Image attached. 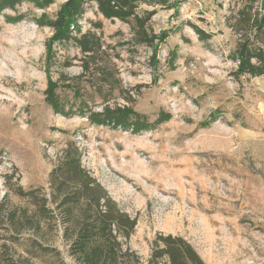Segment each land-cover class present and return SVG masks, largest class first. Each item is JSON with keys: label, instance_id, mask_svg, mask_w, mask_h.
Wrapping results in <instances>:
<instances>
[{"label": "rangeland", "instance_id": "374dc122", "mask_svg": "<svg viewBox=\"0 0 264 264\" xmlns=\"http://www.w3.org/2000/svg\"><path fill=\"white\" fill-rule=\"evenodd\" d=\"M161 1L0 13V264H226L259 243L260 1ZM116 109L146 124L95 121Z\"/></svg>", "mask_w": 264, "mask_h": 264}, {"label": "trees", "instance_id": "16d2710c", "mask_svg": "<svg viewBox=\"0 0 264 264\" xmlns=\"http://www.w3.org/2000/svg\"><path fill=\"white\" fill-rule=\"evenodd\" d=\"M22 0H0V13L7 7H12L15 3L17 2H21ZM32 1V0H31ZM74 2L75 6H79L81 4V0H72ZM100 1V0H99ZM124 2V0H122ZM126 4H130L132 0H125ZM158 2H162L161 0H155ZM260 1V6L262 9V14H260L259 18L256 20V22H254L255 20H253L254 24L253 27L255 28V32H261L264 29V0H246V3L244 6H246L245 8H243V15H246V8L251 7V5L255 2ZM65 8V6H64ZM249 13V12H248ZM247 13V15H248ZM62 16L66 19L65 24L67 23V26L62 29H58V31L56 32L59 34H63L64 31L68 32V26L69 24H71V18L69 17V19L66 17V10L63 9L62 11ZM63 18V19H64ZM62 19V18H61ZM68 19V20H67ZM65 34V33H64ZM250 46V49L248 46ZM254 45H249V42L247 43V40L245 42H243V54H247L249 55L250 52H252L253 57H256V64L257 65H249V67L247 68L248 71L250 73H253L254 75H264V49L263 47H254ZM248 47V48H247ZM245 56L243 55V61H244ZM242 62H240V65H242ZM50 86L48 87L47 90V100L49 101V103L52 105V108L55 112H59V113H67L65 112V110H63V107H60V103L59 100L55 97L54 93H53V86H52V82L50 81ZM107 112H110L112 114H107ZM127 114H130V116L132 115L133 118H128V116H126ZM98 116L100 118H98ZM95 116V121H97L98 123L104 124V123H110V122H116L119 123L123 126L128 124V120L133 119L132 123L134 124V127H136L135 129L138 130L140 127L137 126V124H141L144 123L146 124L143 120H141V116L138 113H133L131 110H125V109H116V110H107L104 114L102 115H98ZM93 119V118H92ZM90 264H94L93 262H91ZM199 264H202L199 261Z\"/></svg>", "mask_w": 264, "mask_h": 264}, {"label": "crops", "instance_id": "0c3cea01", "mask_svg": "<svg viewBox=\"0 0 264 264\" xmlns=\"http://www.w3.org/2000/svg\"><path fill=\"white\" fill-rule=\"evenodd\" d=\"M257 90L259 93V97L255 102L254 110L256 113L257 125L260 127H264V78L259 83ZM250 207L251 208L247 210L250 212H247V214L245 215L246 219L262 221L259 224H255V226L257 227L256 237L259 239V243H256V246H254L250 252H247L246 255L241 259L224 256L225 259H229L230 261L226 262V264H264V197L261 198L259 202L251 204ZM202 253L201 256L205 260ZM204 253H206L208 258V260L206 259L207 264H220L218 262H211L212 258L209 256V253L207 251Z\"/></svg>", "mask_w": 264, "mask_h": 264}]
</instances>
